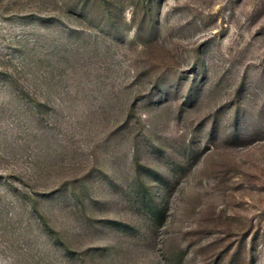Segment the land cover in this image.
<instances>
[{
  "label": "rangeland",
  "instance_id": "rangeland-1",
  "mask_svg": "<svg viewBox=\"0 0 264 264\" xmlns=\"http://www.w3.org/2000/svg\"><path fill=\"white\" fill-rule=\"evenodd\" d=\"M0 264H264V0H0Z\"/></svg>",
  "mask_w": 264,
  "mask_h": 264
}]
</instances>
